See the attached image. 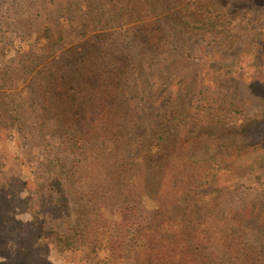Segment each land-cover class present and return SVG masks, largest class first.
<instances>
[{
    "label": "trees",
    "instance_id": "16d2710c",
    "mask_svg": "<svg viewBox=\"0 0 264 264\" xmlns=\"http://www.w3.org/2000/svg\"><path fill=\"white\" fill-rule=\"evenodd\" d=\"M27 10L37 22L38 30L30 36L32 42L19 48L17 56L24 63L19 72L16 69V72L11 70L13 73L0 70V89L4 91L0 101L10 100L2 105L24 111V106L30 105L32 99L23 101L22 92L16 90V77L33 75L37 63L54 58L58 49L71 47L68 53H75L83 46L86 53H80V57L98 69L93 77L84 76L86 88L83 92L96 94L99 89L103 92L108 111L102 115V121L110 126L103 134L112 137H98L102 152L97 161L89 162L90 159L85 157L82 165L70 169L60 155L49 161L46 169L48 192L51 193L54 187L63 190L62 197L56 199L51 193L49 202H56L55 206L61 211L67 208V198L73 192L81 194L77 210L80 223L68 233L54 229L39 231L30 237L26 248L40 252L45 247H52L62 255L85 253L87 258L98 250L108 249L112 252L111 258L97 264H124L128 261V257L122 255L126 248L117 234L120 229L138 226L144 233V242L138 250L148 256L142 264H182L186 257L209 247L227 255L230 264H264L256 249L244 247L239 242L249 233L264 240V203L256 205L255 208L260 206L255 210L257 216L249 211L247 221L236 219V212L232 213L231 219L221 220L223 229L219 231L216 225L217 235H214L216 223H210L208 215L211 198L219 191L212 194L199 192L205 181L217 180L222 171L229 169L228 162L233 155L264 150V122H233L231 115L236 113L235 105L221 97L217 101L206 97L196 108L175 101L176 95L184 102L199 96L201 93L197 91L207 79L212 81L225 75L222 73L224 64L218 71L213 63L194 64L183 56L172 64V69L158 75V91L151 95V100L154 105L165 104L167 108L160 132L167 136L169 144L158 145L160 150L153 153L151 140L154 134L146 131L140 140L131 137L129 117L131 101L136 97L144 100L147 93V61L118 63L114 49L105 48V43L114 35H127L133 31L144 34L143 44L150 47L155 43H168L184 33L223 41L221 46L224 47L233 22L216 9L213 0H33ZM158 48L155 46L151 54ZM191 66L195 67V73H184ZM38 74L42 75V72ZM69 92L70 89L48 99L44 93L41 98L39 89L33 92L34 103L30 106L41 110V122H44L43 126L50 124L52 135L57 131L69 132L67 105L81 100L76 92ZM141 94L142 98L139 97ZM39 100L41 105L37 103ZM212 111L217 121L205 116H210ZM148 135L151 136L149 140L146 139ZM204 142L216 146V153L207 160H192L191 153ZM135 155L141 159L138 170L124 175L122 169ZM149 167L157 168L156 173L152 172L157 187L149 186L144 199L142 189ZM91 204H95L94 211ZM103 204L112 205L111 211L117 215V220L96 211ZM201 214L204 219L197 218ZM234 238L237 245H229L228 241Z\"/></svg>",
    "mask_w": 264,
    "mask_h": 264
},
{
    "label": "rangeland",
    "instance_id": "374dc122",
    "mask_svg": "<svg viewBox=\"0 0 264 264\" xmlns=\"http://www.w3.org/2000/svg\"><path fill=\"white\" fill-rule=\"evenodd\" d=\"M31 1L0 0V70L14 69L13 72H16L24 64L17 56L19 48L28 41L32 42L30 36L38 30L37 22L31 15L29 16L27 10ZM213 2L216 9L233 22L232 31L224 47L221 46L223 41H214L209 37L191 33L180 34L168 43H155L150 47L143 44L144 34L137 31L127 35L118 33L105 43V48L114 49L113 53L118 63L147 61L145 64L146 73L149 75V85L145 86L147 93L144 94V100L136 97L131 101L129 117L132 121L131 137L140 140V137H145L143 135L146 131L154 134L151 140L153 153L160 150L158 145L169 144V140L160 132L162 129L160 124L167 114V108L165 104L154 105L151 95L158 91V75L166 73V69H172V64L183 56L194 64L201 61L205 64L213 63L212 66H217L218 71L220 65L224 64L225 70L222 73L226 76L212 81L207 79L198 89L197 92L201 94L196 98L184 102L176 95L175 101L188 108L191 105L196 108L203 104L202 101L206 97L215 101L221 97L235 105L236 113L231 115L233 122L248 120L264 122V1L213 0ZM155 46L159 47L158 51L151 54ZM70 48L58 49L54 58L37 63V70L33 75L25 78L19 75L15 81L18 87L16 90L23 94V101L31 97L30 105L34 103L33 92L37 89L40 90V96L44 93L47 99L50 96L55 98L69 89L71 93L76 92L78 99L81 100L74 105H67L68 133L57 131L52 135L50 124L43 126L44 122L40 119L42 112L38 108L25 105L22 111L14 106H3L2 103L10 102L7 98L4 102L0 101V264H97L101 260L111 258L112 252L108 249L98 250L87 258L85 253L62 255L52 247H45L40 252L26 248L30 237L39 231L54 229L68 233L80 223V214L77 210L81 194L76 195V192H73V195L67 198V208L61 211L55 206L56 202H49L51 193L54 199L63 195L61 188L58 190L54 187L51 193L48 192L50 186L46 185V169L49 161L60 155L68 169L82 165L85 157L90 159L89 162L97 161L102 152L98 137H112L103 134L110 127L102 121V115L108 111L107 106H104L103 92L100 89L96 94L83 92L86 88L84 76L93 77L98 69L80 57V53L85 52L83 46L75 53H68ZM192 66L184 73H195L196 69ZM131 67L133 70L134 65ZM40 71L42 75L38 74ZM26 86L30 88H25ZM3 92L0 89V94ZM142 95L139 97L142 98ZM37 103L41 105V100ZM212 113L213 111L210 116L208 114L205 116L217 121L216 114ZM157 132L160 133L155 134ZM149 137L151 136L148 135L146 139L149 140ZM163 138L165 140H162ZM216 151V146L204 142L196 146L190 158L194 161L207 160ZM140 162L141 159L138 160V156L135 155L129 165L122 169V173L124 175L134 173L138 170ZM228 164L229 169L222 171L217 180L208 179L199 189V192L204 194L219 191L211 198L212 204L208 215L209 222L216 223L213 232L211 231L214 235H217L216 225L219 231L223 229L221 220L231 219L232 213L236 212V219L247 221L250 218L249 211L253 216H257L255 210L260 206L255 208L256 205L264 203V150L235 154ZM149 170L143 183L144 199L149 192V186L157 187V179L152 174L157 172V168L149 167ZM79 189L77 188L78 191ZM91 209L92 211L96 209L95 204H91ZM111 210V204H103L101 209L96 211H99L101 216L117 220V215ZM247 211V214H243ZM197 218L204 219L205 216L201 214ZM143 235L138 226L119 230L117 237L123 240L126 248L122 255L128 257L124 264L146 263L144 261L147 255L138 250L144 242ZM243 236L240 240L239 237L236 238L244 247L256 249L264 260V240L253 233ZM236 238L228 241L229 245L236 244ZM186 259L182 264H230V258L215 247L202 248Z\"/></svg>",
    "mask_w": 264,
    "mask_h": 264
}]
</instances>
